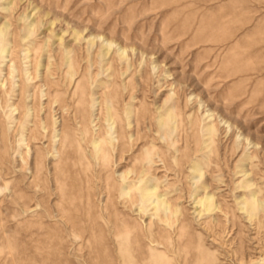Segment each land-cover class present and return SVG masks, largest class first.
<instances>
[{
	"label": "rangeland",
	"instance_id": "obj_1",
	"mask_svg": "<svg viewBox=\"0 0 264 264\" xmlns=\"http://www.w3.org/2000/svg\"><path fill=\"white\" fill-rule=\"evenodd\" d=\"M0 264H264V0H0Z\"/></svg>",
	"mask_w": 264,
	"mask_h": 264
}]
</instances>
